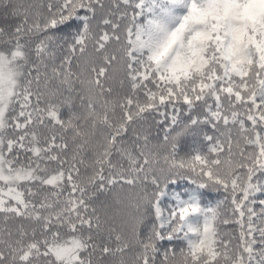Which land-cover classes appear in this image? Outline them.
<instances>
[{
  "label": "snow or ice",
  "instance_id": "snow-or-ice-1",
  "mask_svg": "<svg viewBox=\"0 0 264 264\" xmlns=\"http://www.w3.org/2000/svg\"><path fill=\"white\" fill-rule=\"evenodd\" d=\"M0 264H264V0H0Z\"/></svg>",
  "mask_w": 264,
  "mask_h": 264
},
{
  "label": "trees",
  "instance_id": "trees-1",
  "mask_svg": "<svg viewBox=\"0 0 264 264\" xmlns=\"http://www.w3.org/2000/svg\"><path fill=\"white\" fill-rule=\"evenodd\" d=\"M115 87H116V88H119V84L117 83V84L115 85ZM191 143H192L191 138H188V140H187V144L190 145ZM181 190H183V185L181 186ZM106 194H107V192L98 194L97 206H99V203L102 201L103 196L106 195ZM205 203L208 204V205H211V206H215V198H213V199H211V200H206ZM164 204L166 205L165 200H164ZM229 229H230L231 231H233V232L236 231V229H235L234 226H229ZM178 243H179V242H178Z\"/></svg>",
  "mask_w": 264,
  "mask_h": 264
},
{
  "label": "rangeland",
  "instance_id": "rangeland-1",
  "mask_svg": "<svg viewBox=\"0 0 264 264\" xmlns=\"http://www.w3.org/2000/svg\"><path fill=\"white\" fill-rule=\"evenodd\" d=\"M113 195H114V194H113L112 192H107V194L103 196V199H102V201L99 203V206H100V204L103 203V202L111 203V202H112V199H113ZM165 202H166V205L170 204V203H171L170 198H165ZM99 206H98V207H99Z\"/></svg>",
  "mask_w": 264,
  "mask_h": 264
}]
</instances>
